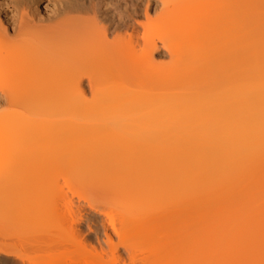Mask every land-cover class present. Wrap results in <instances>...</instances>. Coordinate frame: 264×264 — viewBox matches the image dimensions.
Masks as SVG:
<instances>
[{
  "label": "bare ground",
  "instance_id": "1",
  "mask_svg": "<svg viewBox=\"0 0 264 264\" xmlns=\"http://www.w3.org/2000/svg\"><path fill=\"white\" fill-rule=\"evenodd\" d=\"M161 1L160 30L150 0L119 16L68 0L54 25L34 0L14 21L0 13V174L20 146L57 138L22 158L104 170L114 196L92 205L105 232L119 214L125 226L118 244L106 234L111 251L136 264H264V0H190L171 15ZM161 47L168 62L155 60Z\"/></svg>",
  "mask_w": 264,
  "mask_h": 264
},
{
  "label": "rangeland",
  "instance_id": "2",
  "mask_svg": "<svg viewBox=\"0 0 264 264\" xmlns=\"http://www.w3.org/2000/svg\"><path fill=\"white\" fill-rule=\"evenodd\" d=\"M75 1L80 3L82 1H84V3L88 2V0ZM204 1L205 0H200L199 2L198 0L197 2L202 5L206 2ZM237 1L238 0L225 1L226 3L221 4L222 9H228L227 6H230V4L234 7H238L240 2L238 4ZM34 2L35 6L38 7V16L43 21L42 23L44 25H54L61 21L62 17H59V15L61 16L68 0H34ZM146 2L147 0H103V10L108 15L115 13V16H119L121 11L125 13L128 4L132 3L134 6H137V9L139 8L143 11ZM189 2L190 0H169L167 7L170 9L168 8V11L174 7L175 3L176 5L180 3L179 5L181 6H188ZM20 4H22V0H0V13L3 15L7 14V20L9 21L19 19L22 10ZM147 4L149 5L148 7L151 15L148 24L150 27L154 26L160 30L163 28V23L166 22L165 20H167L168 17L165 14L162 16L159 15L162 1L150 0ZM175 8L177 9V6ZM233 9L234 8H232V10ZM219 10H221V7ZM236 10L237 8L234 9V11ZM169 13L171 15V11H169ZM80 16L90 17L91 15L81 14ZM158 44L161 45V43ZM162 48L163 47L158 51H155V60L168 62L169 56H167V51ZM84 90L86 94H90V90L87 86H84ZM5 107L6 106H3V108ZM56 139L57 138L53 140L44 139L42 141L31 143L32 145L30 144L29 147L26 145L27 148L22 145L20 146L22 150L16 145L17 147L15 148H18L21 154L17 152L18 149H14L16 152L13 150L12 154L13 152L16 153V155L19 154L21 161L17 162L18 164L16 163V165L10 164L8 165L9 167L6 166L7 168L4 170H6L7 174L3 173V169V171H1V184H4L3 186L6 185V187L7 184L8 186L9 184H12V189L14 190L11 189L12 191L8 198H6V196L4 201L0 204V220H2L0 221V264L138 263L136 255L127 252L121 245L115 250V252L109 249L106 234L110 235V238L115 244H118L119 236L125 228L121 218H119L122 215H118L117 210H115L116 208L113 209V206L111 205L110 207L112 208H110L108 212H112V214H117L118 216H116L117 220L115 222V228L109 227L108 232H105L102 227V220L105 219L104 214L101 213L102 206L100 209V207L92 205L101 204L103 199H105L104 202H106L108 200L106 198L114 196V193H111L112 195L108 194L109 187L103 183V178L100 179L102 175L100 173L104 170H101L98 174L90 172L88 176L84 177L79 174L80 171L78 168L80 169V167H75L78 165H57L53 166L51 169L48 168V171H44L43 169L46 168L32 164L28 158H22L23 155L29 153L37 154L46 147H52V143L54 145ZM60 140L63 141V138H60ZM23 148L25 149L23 150ZM100 156L104 157L102 155ZM142 157H144V155L138 159L139 164H142L141 162L144 161V158ZM103 159L106 160V157ZM140 160L141 162H139ZM107 162H109V164L102 163L103 169L105 170L106 165L107 168L110 164L112 165L110 160ZM88 168V170L91 171V167ZM99 174L100 178L98 177ZM15 176L16 180H12ZM42 180L46 185L49 183L44 187L45 190L42 187H39V190L35 191L34 194L31 193L32 188L30 187H32L33 184L42 182ZM5 181H8V183H2ZM0 186L3 187L2 185ZM34 198L38 200L41 199V206L39 205L41 202L37 203L39 206H34L38 201L36 200L35 202L31 200ZM29 201H33L34 204L31 202L29 205ZM104 202L102 204H104ZM108 206L107 208H109ZM107 208L104 209L107 210ZM8 213L10 215L16 213V216H11L12 218L10 216H8L9 218L7 216L5 217V219L8 218V220L11 218V221L14 219V221L9 224L2 219ZM90 226L92 229L89 228Z\"/></svg>",
  "mask_w": 264,
  "mask_h": 264
}]
</instances>
